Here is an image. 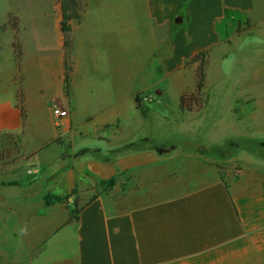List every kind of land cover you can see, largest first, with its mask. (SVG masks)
<instances>
[{
  "label": "crops",
  "instance_id": "1",
  "mask_svg": "<svg viewBox=\"0 0 264 264\" xmlns=\"http://www.w3.org/2000/svg\"><path fill=\"white\" fill-rule=\"evenodd\" d=\"M78 1L83 13L80 21L70 22L76 35L68 96L63 92L62 15L52 13L55 0H47L44 11L61 48L54 92L39 89L37 104L48 106V118L38 125L28 122L24 60L21 83L12 80L20 72L16 61L10 73L9 81L18 85L13 102L2 95L5 76L0 74V165L4 151L16 152L43 171L25 189L0 185V239L8 238L7 231L27 230L28 245L39 250L19 264H264V0H142V16L132 8L116 15L115 0H104L102 12L92 0ZM229 14L243 16L250 28L223 41V58L233 53L239 60L251 57L257 72L251 77L253 87L233 106L235 126L223 139L221 156L195 137L200 128L167 129L145 121L154 114L184 121L188 114L186 120L200 117L203 110L182 111L179 100L171 114L160 109L163 101L142 109L137 95L156 87L163 90L162 97L165 75L186 72L194 83L179 92V99L193 91L196 70H190L198 65L186 64L221 45L218 26ZM10 16L37 21L28 9L0 10V33L13 38V28H3ZM250 37L257 42H248ZM246 45L251 47L248 54ZM102 65L111 71L93 79L91 74ZM129 86L138 123L129 121L124 104ZM53 102L66 113L60 125ZM54 146L60 148L51 165L44 156ZM214 164L237 168L225 177L228 188ZM122 172L135 175L139 186L118 199L95 194L79 207L78 220L61 219L57 206L46 202L52 194Z\"/></svg>",
  "mask_w": 264,
  "mask_h": 264
},
{
  "label": "rangeland",
  "instance_id": "2",
  "mask_svg": "<svg viewBox=\"0 0 264 264\" xmlns=\"http://www.w3.org/2000/svg\"><path fill=\"white\" fill-rule=\"evenodd\" d=\"M92 1L96 7V11L102 12V9H104V0ZM115 1L116 15L129 11V8L135 9L134 12H136L138 16H142L144 13L142 0ZM47 4V0H0V10L19 7L23 11L27 9L31 10L37 18L35 22L26 20L18 21V44L22 52L21 62L24 60L25 80L23 81V88L27 109L29 111L28 122L33 125L42 123L44 117L46 116L48 118L49 116L48 106L39 107L37 104L41 97L39 89L44 87L42 90L43 94H45L46 89L49 93H53L55 90L54 83L61 70V63L59 60V50L61 48L60 44L56 42L57 33L53 27V23H46L44 18V11L47 9ZM80 11L82 15L83 7L81 5ZM52 13L53 15H62L59 0H55L53 3ZM9 26H11L10 22L4 23L3 28L5 32L8 30ZM109 26L110 30L114 29V22L111 21ZM218 28L221 34V45L209 53L207 59L208 63L204 68L206 74L204 98L206 100L208 99V102L203 109L202 115L186 120V118L191 116V114H188L183 121L182 119L164 120L160 115L154 114L150 119L148 118L145 121L149 126L167 129L185 128L193 130L194 128H200V132L198 131L195 137L199 140L202 138L207 148H210L212 154H221V156H223V139L233 132L232 129L233 126H235V123L232 122L235 118L233 116V106L238 104L247 88L253 87V84H251V77L256 74L257 71L252 68L251 57H248L249 59L245 58L244 60H239L233 53L227 58H223V41L225 43L230 42L237 34H244L250 28L247 26L244 17L237 14H229L226 19L219 24ZM28 30L30 31L27 32ZM75 35V33H72L73 39ZM60 39L61 38L58 37V41H60ZM247 40L250 43L257 42V39L253 37L247 38ZM13 42L14 38L11 34L0 33V74L2 73L5 76L2 95L6 101L10 102H13L16 86H18L16 85L17 83L15 84L9 81L10 73L14 68V61H16L14 49L11 47L13 46ZM249 46H252V44ZM249 46L246 45L245 54H248L251 49ZM50 58H53V60ZM110 69L109 66L102 65L97 72H94L93 75L91 74V77L93 79L103 78L105 73L111 71ZM196 69L197 66L195 65L190 71L193 72ZM22 78V72L20 70V72H15L12 80L21 83ZM162 83L165 90V94L162 97H159V94L163 93V90L156 87L153 88V90L138 93L137 104L139 108L149 109L157 107L159 102L163 101L159 104L160 109L171 114L170 112L175 111L178 106L179 92L183 88H191L194 83V77L190 72H186L179 76L165 75ZM130 88V86L127 87L123 94L124 104L127 108L129 121L138 123L140 118L134 115L132 111L133 98H131ZM63 92L66 94L64 88ZM144 97H149V100L144 101ZM50 107H52L53 112L55 108H59L57 102H53ZM224 131H226V135L223 133ZM219 147L222 149L219 150ZM59 148V146L52 147L49 153L44 156V160L51 163V165L56 164L55 159L58 156L57 149ZM217 148L219 149L217 150ZM3 159L4 162L0 165V185L2 184L8 189H12L11 186L25 189L26 185H33L35 183L38 175L43 174V171L36 170L32 165L28 164L26 162L27 158L22 154L18 155L16 152L7 153L4 151ZM213 167H215L219 173L220 167L225 177L229 174V171L233 170L235 172L237 170V168L234 167L218 164H214ZM135 177V175L131 176L124 174L115 185H108L103 181L85 182L83 184H78L73 190L63 195L58 196L52 194L49 199L46 198V202L49 200L53 209L57 206L58 217L61 219L66 217L71 219L75 215V211L95 194H107L115 199L124 197L133 188L139 186L135 181ZM86 188L88 192L84 191ZM75 201H77L79 205L75 206ZM53 215H55L54 212ZM25 232H27V230L7 231L5 234H8V238L5 235L4 239H0V264H19L36 255L39 249L28 245ZM12 235H14V238Z\"/></svg>",
  "mask_w": 264,
  "mask_h": 264
},
{
  "label": "trees",
  "instance_id": "3",
  "mask_svg": "<svg viewBox=\"0 0 264 264\" xmlns=\"http://www.w3.org/2000/svg\"><path fill=\"white\" fill-rule=\"evenodd\" d=\"M60 6L62 9V21L60 23V31L63 36V49H64V60H63V80L65 83V93L69 95V84L71 80V76L74 70V62H73V51H74V39L72 37V28L70 25L71 21H80L81 11H80V2L78 0H59ZM11 27L15 31L16 35L14 37L13 47L16 57V62L19 67V71L21 69V58L22 52L20 45L18 44V36L19 32L18 20L15 17L10 16ZM209 52H203L195 57H193L186 66H190L192 64H197L196 69V85L193 91L184 92L179 99V106L182 111L188 112H199L203 110L207 105V100L204 98V91L206 89L205 78L206 74L204 72V68L207 65ZM19 108L21 111V117L23 122L26 121V110L23 105L22 95L19 96ZM221 178L223 179L226 187L228 188V182L225 181V176L221 172V168L219 167ZM127 172L118 173L113 178L103 181L108 185H115L116 182L119 181V178L126 174ZM75 206H77V201H75ZM79 210L75 211V215L69 219V221L78 220Z\"/></svg>",
  "mask_w": 264,
  "mask_h": 264
},
{
  "label": "built area",
  "instance_id": "4",
  "mask_svg": "<svg viewBox=\"0 0 264 264\" xmlns=\"http://www.w3.org/2000/svg\"><path fill=\"white\" fill-rule=\"evenodd\" d=\"M149 97H144V101H148ZM66 115L65 111L60 108H55L54 109V117H55V123L57 125H60L61 119Z\"/></svg>",
  "mask_w": 264,
  "mask_h": 264
}]
</instances>
